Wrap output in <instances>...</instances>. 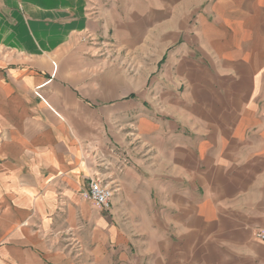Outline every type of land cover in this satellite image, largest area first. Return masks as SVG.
Listing matches in <instances>:
<instances>
[{
	"label": "crops",
	"instance_id": "crops-1",
	"mask_svg": "<svg viewBox=\"0 0 264 264\" xmlns=\"http://www.w3.org/2000/svg\"><path fill=\"white\" fill-rule=\"evenodd\" d=\"M261 229L264 0H0V264H264Z\"/></svg>",
	"mask_w": 264,
	"mask_h": 264
},
{
	"label": "built area",
	"instance_id": "built-area-1",
	"mask_svg": "<svg viewBox=\"0 0 264 264\" xmlns=\"http://www.w3.org/2000/svg\"><path fill=\"white\" fill-rule=\"evenodd\" d=\"M86 198L97 208H108L109 200L112 197V190L103 185L98 180L89 182ZM256 239L264 243V229L258 230L255 234Z\"/></svg>",
	"mask_w": 264,
	"mask_h": 264
},
{
	"label": "rangeland",
	"instance_id": "rangeland-1",
	"mask_svg": "<svg viewBox=\"0 0 264 264\" xmlns=\"http://www.w3.org/2000/svg\"><path fill=\"white\" fill-rule=\"evenodd\" d=\"M113 51V50H112ZM124 71V70H123ZM131 72V70H128V73H130ZM128 78V80H129V82H130V80H131V78H135L134 77V75H130V76H128L127 77ZM143 79L145 82H146V80L147 79H150V77H146V76H143V77H138V79ZM134 95V98L133 99H136V94L135 93H129V95ZM132 104V103H131ZM131 104L129 103V108H130V111H129V115H132V114H134V111H135V108H131ZM134 104V103H133ZM138 110H139V107H138ZM144 110H146V111H144V115L146 116V117H150L152 114H151V109L149 108V109H147V107H144ZM136 112H139V111H137L136 110ZM99 181V180H98ZM100 183L101 184H103L101 181H100ZM104 185V184H103ZM112 195H113V192H112ZM112 198V197H111ZM110 201H111V199L109 200V204H110Z\"/></svg>",
	"mask_w": 264,
	"mask_h": 264
}]
</instances>
